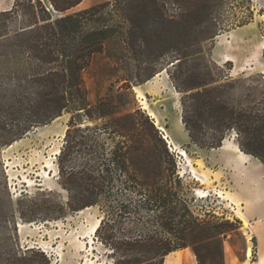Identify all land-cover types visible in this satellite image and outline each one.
Here are the masks:
<instances>
[{"label": "rangeland", "instance_id": "1", "mask_svg": "<svg viewBox=\"0 0 264 264\" xmlns=\"http://www.w3.org/2000/svg\"><path fill=\"white\" fill-rule=\"evenodd\" d=\"M103 1L82 0L72 10ZM14 2L0 0V12L12 9ZM208 5L204 22L208 38L189 67L202 73L208 65L214 78L224 76L227 96L234 105L264 103V0H208ZM186 6L184 1H169L164 9L167 15L180 16ZM13 10L14 14L0 18V264H114L111 248L93 230L104 211L118 236L161 230L172 244L187 245L166 255L163 264H264V226L255 224L249 208L241 204L243 194L237 182L239 194L234 193L229 171L220 160L207 159L214 151L191 143L181 124V94L172 88L169 75L173 66L167 65L174 60V47L160 59L148 61L121 51L117 40L110 39L82 71V81L92 105L102 99L115 106V119L90 120L82 114L75 115L70 124L73 113L63 111L46 123L32 125L10 144L2 143L23 122L22 115L13 117L9 112L22 109L18 98L35 97L36 85L29 75L38 69L5 35L32 21L28 11ZM195 35L191 32L186 39L191 42ZM110 52L119 54L121 61L109 58ZM153 70L157 72L148 80L134 83L135 77H146ZM123 78L131 80L127 89ZM15 94L14 102L11 96ZM145 103L168 134L176 136L192 165L177 150L168 148L143 108ZM130 114L136 127L131 125ZM95 131L107 151L120 144L126 152L127 171L108 165L111 182L105 199L97 190L103 166L95 155L86 164L84 146L78 143ZM234 135L229 131L225 139L232 140ZM61 166L73 175L62 177ZM219 191L223 197L218 196ZM157 194L166 212L164 227L138 220L140 214L145 215L140 205ZM85 201L93 204L82 206ZM146 205L142 209L153 214V207ZM171 209L173 216L168 213Z\"/></svg>", "mask_w": 264, "mask_h": 264}, {"label": "trees", "instance_id": "2", "mask_svg": "<svg viewBox=\"0 0 264 264\" xmlns=\"http://www.w3.org/2000/svg\"><path fill=\"white\" fill-rule=\"evenodd\" d=\"M169 1L176 4L184 1L186 12L180 16L167 15L164 4ZM81 2L15 0L12 9L0 12V18H3L14 14L13 9L18 7L28 11L32 17L30 24L5 35L16 42L17 52L25 53L38 65L35 73L29 75L36 85L32 93L35 97L22 101L16 94L11 96L14 102L18 98L22 109H13L9 114L13 117L22 115L23 122L17 125L13 136L3 140V144H10L32 125L46 123L63 111L73 113L70 124L75 115L82 114L90 120L115 119V106L102 99L92 105L82 81V71L91 64L95 55L105 50L107 42L115 38L121 51L139 55L148 61L160 59L174 47V60L167 65L173 66L169 76L175 91L181 94L180 119L189 141L201 148H218L226 134L232 131L240 150L264 165V103L234 105L227 96L228 83L224 76L214 78L208 71V65H205L207 70L202 73L189 67L192 57L201 54L200 44L208 38L204 30L210 10L208 0H105L72 10ZM106 9L108 16L105 15ZM117 17L122 20H117ZM191 32L196 35L190 42L186 35ZM191 45L195 47L194 50L189 49ZM108 57L120 59L117 53L110 52ZM207 62L210 63V60ZM153 71L146 77H135L134 83L145 82L157 72ZM123 80V88H129L131 80ZM129 118L131 125L136 127L133 114ZM69 133L68 128L66 136ZM100 142L96 131L78 139V143L84 146L85 163L93 161L92 156L95 155L97 162L103 166L97 190L100 197L105 199L111 182L108 165H115L120 172L127 171L126 152L120 144L114 150L107 151ZM60 172L66 178L73 175L64 166H61ZM86 191H89V187ZM145 201L146 208L148 205L153 207V214H146L147 211L143 210L145 205L141 204L143 209L140 211L145 215L140 214L138 220L143 223L156 222L164 227L166 212L162 208L161 195ZM92 204V201H85L82 206ZM168 213L173 216L175 211L171 209ZM187 213L190 214L188 210ZM96 232L101 234V242L111 248L114 264H163L166 255L187 246L184 243L172 244L161 230L118 236L105 211Z\"/></svg>", "mask_w": 264, "mask_h": 264}, {"label": "crops", "instance_id": "3", "mask_svg": "<svg viewBox=\"0 0 264 264\" xmlns=\"http://www.w3.org/2000/svg\"><path fill=\"white\" fill-rule=\"evenodd\" d=\"M172 88L175 89L173 85ZM209 150L214 153L207 154V159L220 160L221 166L229 171V183L234 193H238L235 185L237 182L243 194L241 204L249 208L255 224L261 223L264 226V165L259 160L255 161L250 154L241 151L235 138L224 139L220 147ZM214 171L217 172V169ZM250 194L255 197H250Z\"/></svg>", "mask_w": 264, "mask_h": 264}, {"label": "bare ground", "instance_id": "4", "mask_svg": "<svg viewBox=\"0 0 264 264\" xmlns=\"http://www.w3.org/2000/svg\"><path fill=\"white\" fill-rule=\"evenodd\" d=\"M264 45V44H263ZM177 93V92H176ZM143 108L147 110L148 115L152 118L154 124L159 128V130L162 132L163 136L165 137L167 143H169V146L171 148V150H177L179 153H181L183 156H185V158L187 159V161L189 162L188 165H192L191 164V159H189V157L187 156L186 152L180 148L179 142L177 141V138L175 135H173V137H171L170 134H168V132L160 125L159 120L157 118V115L153 112V110L151 108H149L148 104L145 103L143 105ZM200 179V178H197ZM202 196H207V193H204ZM219 197H223V192L219 191L218 194ZM246 222L243 221V224H245ZM98 225V224H97ZM97 225H95V227L93 228V230H96ZM247 255L251 254V248L248 247L246 250ZM244 264H249V263H244Z\"/></svg>", "mask_w": 264, "mask_h": 264}, {"label": "built area", "instance_id": "5", "mask_svg": "<svg viewBox=\"0 0 264 264\" xmlns=\"http://www.w3.org/2000/svg\"><path fill=\"white\" fill-rule=\"evenodd\" d=\"M160 134L162 135V137L164 138V140L166 141L165 137L163 136L162 132L160 131ZM167 142V141H166ZM168 144V148L171 150L170 146H169V143ZM181 155V154H180Z\"/></svg>", "mask_w": 264, "mask_h": 264}]
</instances>
